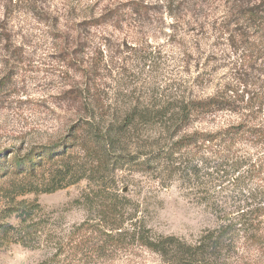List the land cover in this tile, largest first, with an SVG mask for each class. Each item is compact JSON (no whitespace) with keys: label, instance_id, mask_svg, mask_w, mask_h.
<instances>
[{"label":"rangeland","instance_id":"374dc122","mask_svg":"<svg viewBox=\"0 0 264 264\" xmlns=\"http://www.w3.org/2000/svg\"><path fill=\"white\" fill-rule=\"evenodd\" d=\"M143 1L145 9L134 14L132 4L140 0H0V155L8 159L13 151L70 142L75 129L88 123L93 81L105 109L104 121L95 125L103 130L108 120L121 122L134 108L166 104L174 86L185 95L206 97L219 86L241 91L245 82L253 98L264 93V21L243 22L236 13L240 6H258L257 17L263 19L264 0H186L171 7L164 0ZM255 117L264 121L263 113ZM234 120L219 113L187 130ZM148 127L138 132L133 127L122 136L106 180H82L52 193L17 196L14 202L1 193L0 227L9 232L0 236V264H39L54 253L60 254L55 264H162L159 256L131 242L104 257L65 247L75 227L87 217L95 219L76 202L88 184L116 194L127 227H143L151 237L194 245L214 229L218 223L210 210L179 182L154 172V164L153 171L137 170L152 156L148 138L157 134ZM78 158L76 150L70 159ZM31 205L38 209L25 227H39L40 233L27 238L31 248H25L11 229L20 226V210ZM238 246V256L227 264H264V242Z\"/></svg>","mask_w":264,"mask_h":264},{"label":"trees","instance_id":"16d2710c","mask_svg":"<svg viewBox=\"0 0 264 264\" xmlns=\"http://www.w3.org/2000/svg\"><path fill=\"white\" fill-rule=\"evenodd\" d=\"M164 2L171 7L186 0ZM139 3L132 4L130 10L134 14L145 9L142 7L144 1ZM246 7L240 6L236 11L241 21H264V18L257 17L261 12L258 6ZM243 42L248 44L249 41ZM244 67L242 63L238 71ZM244 72L242 75L246 76ZM199 81L202 83L203 79ZM244 85L241 91L219 86L206 97L192 93L185 95L174 86L166 104L151 109L134 108L121 122L118 118L108 120L109 124L103 130L95 125L96 121H104L102 112L105 109L93 81L92 86L88 84V123L75 129L70 142L26 153L13 151L8 159L0 155L1 197L14 202L17 196L52 193L82 180L92 183L106 180L109 159L115 156L122 136L131 133L133 127L138 132L150 125L151 132L157 134L148 138L153 141L149 146L154 148L148 153L152 156L136 165L137 170L153 171L150 168L154 164V172L160 176L167 173L189 195L206 205L217 220V226L206 231L194 245L174 237L154 238L143 227H127L125 207L116 194L102 188L95 191L88 184L76 202H82L87 213L94 215L95 219L87 217L75 227L65 247L76 254L88 252L92 256L104 257L131 242L159 256L162 264H227L230 258L238 256L240 242H252L256 246L264 242V121L255 117L264 114V93L253 98ZM219 113L230 115L235 118L234 122L213 129L187 130L195 122H204ZM99 115L102 120H97ZM76 150L80 158L73 163L70 156ZM37 209L38 205L21 209L20 226L11 227L13 236L18 238L22 247L31 248L27 238L33 237L34 240L40 233L39 227H25ZM8 232L0 227V236ZM59 255L54 253L39 264H55Z\"/></svg>","mask_w":264,"mask_h":264}]
</instances>
